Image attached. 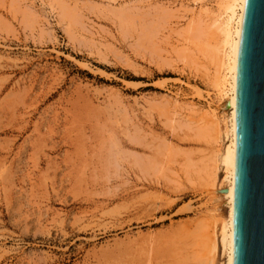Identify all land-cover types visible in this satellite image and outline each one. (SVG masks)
<instances>
[{
    "label": "rangeland",
    "instance_id": "374dc122",
    "mask_svg": "<svg viewBox=\"0 0 264 264\" xmlns=\"http://www.w3.org/2000/svg\"><path fill=\"white\" fill-rule=\"evenodd\" d=\"M226 1L0 0V264L207 261Z\"/></svg>",
    "mask_w": 264,
    "mask_h": 264
},
{
    "label": "water",
    "instance_id": "95a60500",
    "mask_svg": "<svg viewBox=\"0 0 264 264\" xmlns=\"http://www.w3.org/2000/svg\"><path fill=\"white\" fill-rule=\"evenodd\" d=\"M232 264H264V0H244L235 64Z\"/></svg>",
    "mask_w": 264,
    "mask_h": 264
},
{
    "label": "bare ground",
    "instance_id": "6f19581e",
    "mask_svg": "<svg viewBox=\"0 0 264 264\" xmlns=\"http://www.w3.org/2000/svg\"><path fill=\"white\" fill-rule=\"evenodd\" d=\"M243 4H244V0H227L226 1L224 10L220 14H218L219 16L217 19L214 18L216 19L214 23L215 30L218 32L219 38L216 44H214L215 46L214 49L211 48L212 50L211 51L209 50L217 65L216 74L213 80L214 85L216 86L218 94H220L222 97L225 96L226 98H228L230 105H231L229 123L227 124L226 131H225V135L229 143L219 153L220 163L223 165V168L226 174L224 178L227 181V188L225 189L224 197L227 200L229 210H228L227 219L224 220L221 226V231L219 233L220 240L218 239V233H217L218 230H217L215 223L213 224L210 223V225H208L207 231H205L206 245L204 247L203 254L201 255V252L200 253L198 252V255H197V256L199 255L202 256L201 259L207 260V261L205 260L206 262L204 264H215V261L217 259L216 257L218 256L217 253H218V248H219V242L221 243V246L226 251L224 252L227 254V264H232L233 183H234V161H235V148H236L235 64H236L237 46H238L239 29H240V21H241ZM209 42L211 41L209 40ZM211 62L213 63L214 61H211ZM208 108L209 109L211 108L210 104L208 105ZM209 111L207 110L208 113ZM209 114H211L212 120L215 125V127L213 128V134L212 133L210 134L213 135V139L215 140L214 143H216L219 141V138L221 137L220 136V126H219L216 113L213 111ZM215 152H217V150ZM201 243L203 242L201 241Z\"/></svg>",
    "mask_w": 264,
    "mask_h": 264
}]
</instances>
